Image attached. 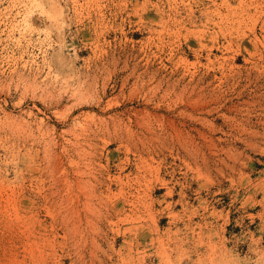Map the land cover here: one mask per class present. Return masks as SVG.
Returning a JSON list of instances; mask_svg holds the SVG:
<instances>
[{"label": "rangeland", "instance_id": "374dc122", "mask_svg": "<svg viewBox=\"0 0 264 264\" xmlns=\"http://www.w3.org/2000/svg\"><path fill=\"white\" fill-rule=\"evenodd\" d=\"M0 264H264V0H0Z\"/></svg>", "mask_w": 264, "mask_h": 264}, {"label": "bare ground", "instance_id": "6f19581e", "mask_svg": "<svg viewBox=\"0 0 264 264\" xmlns=\"http://www.w3.org/2000/svg\"><path fill=\"white\" fill-rule=\"evenodd\" d=\"M82 81V80H81ZM199 86V85H198ZM184 89V88H183ZM182 89V90H183ZM191 89V88H190ZM83 90V89H82ZM185 90V89H184ZM197 91V90H196ZM88 92V91H87ZM182 92H184V91H182ZM192 92V91H191ZM75 93V92H74ZM166 93V92H165ZM162 94V93H161ZM167 94V93H166ZM179 94H181L182 95V93H180L179 92ZM185 95V94H184ZM188 95V94H187ZM72 96V95H71ZM186 96V95H185ZM190 96H192V95H190ZM51 97V96H50ZM192 97H194V96H192ZM198 97V96H197ZM205 97V96H204ZM192 100H193V98H192ZM200 100V99H199ZM84 101V100H83ZM189 101H191V99H189ZM194 101L196 102V100L194 99ZM188 102V101H187ZM246 102V101H245ZM188 103H191V102H188ZM187 104V103H186ZM193 105H196V104H193ZM187 110V109H186ZM143 126V125H142ZM106 127V126H105ZM173 129V128H172ZM177 132V131H176ZM188 133V132H187ZM203 136V135H202ZM167 143V142H166ZM211 143V142H210ZM77 144V143H76ZM187 145V144H186ZM192 145V144H191ZM224 163V162H223ZM222 163V164H223ZM80 173V172H79ZM77 182V181H76ZM80 183V182H79ZM59 190V189H58Z\"/></svg>", "mask_w": 264, "mask_h": 264}]
</instances>
